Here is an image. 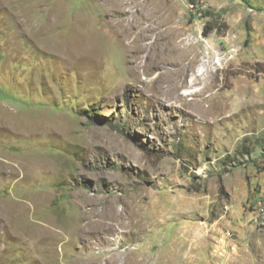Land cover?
Returning a JSON list of instances; mask_svg holds the SVG:
<instances>
[{
	"label": "rangeland",
	"instance_id": "rangeland-1",
	"mask_svg": "<svg viewBox=\"0 0 264 264\" xmlns=\"http://www.w3.org/2000/svg\"><path fill=\"white\" fill-rule=\"evenodd\" d=\"M262 200L264 0H0V264H264Z\"/></svg>",
	"mask_w": 264,
	"mask_h": 264
},
{
	"label": "bare ground",
	"instance_id": "bare-ground-1",
	"mask_svg": "<svg viewBox=\"0 0 264 264\" xmlns=\"http://www.w3.org/2000/svg\"><path fill=\"white\" fill-rule=\"evenodd\" d=\"M123 43L127 46H133L134 49H142V46L137 44L135 39L132 40L130 36L124 37ZM252 213L253 214L251 220L253 225L258 229H264V200H262L255 206L254 211Z\"/></svg>",
	"mask_w": 264,
	"mask_h": 264
},
{
	"label": "trees",
	"instance_id": "trees-1",
	"mask_svg": "<svg viewBox=\"0 0 264 264\" xmlns=\"http://www.w3.org/2000/svg\"><path fill=\"white\" fill-rule=\"evenodd\" d=\"M207 29L209 30V32L211 31H216V32H220L222 29H223V25H219V28H217L215 25H214V22H209L208 25H207ZM207 33V32H205ZM97 107H91L89 108L88 110H86L84 112V116L89 119L91 121V123H101V119H104L101 117V115L97 112ZM106 119V118H105ZM106 122V121H104ZM108 124L111 126L112 125V121L108 120Z\"/></svg>",
	"mask_w": 264,
	"mask_h": 264
}]
</instances>
